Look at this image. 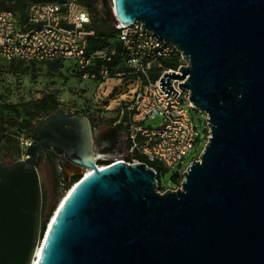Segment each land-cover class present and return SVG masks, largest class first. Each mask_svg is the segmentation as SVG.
<instances>
[{
  "label": "water",
  "instance_id": "water-1",
  "mask_svg": "<svg viewBox=\"0 0 264 264\" xmlns=\"http://www.w3.org/2000/svg\"><path fill=\"white\" fill-rule=\"evenodd\" d=\"M101 3L104 22L140 23L181 53L183 75L165 73L160 88L176 98L173 80L187 78L179 86L211 136L181 187L160 192L144 163L96 167L97 147L123 140L118 128L97 137L86 116L42 114L26 157L0 161V264H264V0ZM50 151L79 181L43 232Z\"/></svg>",
  "mask_w": 264,
  "mask_h": 264
},
{
  "label": "built area",
  "instance_id": "built-area-1",
  "mask_svg": "<svg viewBox=\"0 0 264 264\" xmlns=\"http://www.w3.org/2000/svg\"><path fill=\"white\" fill-rule=\"evenodd\" d=\"M91 26L92 15L79 0L32 4L25 19L3 10L0 57L8 62L71 63L83 77L97 80L134 76L138 89L114 123L123 133L125 146L119 157L109 160L97 150L96 167L101 170L125 162L181 168L188 155L201 148L202 140L207 143L211 136L207 115L204 132L192 118L193 111L201 112L192 104L190 92L179 86L187 78L173 80L176 98L167 96L160 88L165 73L183 75L180 68L187 63L181 53L154 33L142 30L140 23L119 26L117 35L105 49L89 53L86 41L94 35ZM157 119L159 124L155 123ZM31 143L26 142L25 148ZM56 158L59 185L68 194L78 183H73V179L78 177L67 178L69 161L64 156ZM90 172L83 168L81 177Z\"/></svg>",
  "mask_w": 264,
  "mask_h": 264
},
{
  "label": "rangeland",
  "instance_id": "rangeland-1",
  "mask_svg": "<svg viewBox=\"0 0 264 264\" xmlns=\"http://www.w3.org/2000/svg\"><path fill=\"white\" fill-rule=\"evenodd\" d=\"M16 2L17 0H11L6 1V4L16 7ZM24 3L26 7L35 4L31 0H25ZM109 3L114 6V0H109ZM97 4L102 8L101 0H97ZM0 10L10 9L0 6ZM103 17L106 18L104 15ZM137 89L138 81L130 75L97 80L83 77L73 66L18 60L8 62L0 57V129L11 135L10 140L0 135V160L12 163L26 157L25 143L32 142L33 128L41 115L34 116L30 130L26 128L24 119L31 118L36 106L47 96L55 95L59 108L72 111L76 116L90 118L93 127L101 130L114 126L121 108L133 100ZM192 118L200 131L204 132L206 115L193 111ZM152 123L151 121L150 124ZM155 123L159 124L160 121L157 119ZM205 145V140H202L200 149ZM200 149L189 154L181 168L167 169L157 164L160 179L166 184L165 191L181 187L183 174L190 163L199 158ZM39 172L45 200L44 215L49 216L51 210L54 207L56 209L61 199L66 197L60 185L55 186V180L59 179L57 158L42 162Z\"/></svg>",
  "mask_w": 264,
  "mask_h": 264
},
{
  "label": "trees",
  "instance_id": "trees-1",
  "mask_svg": "<svg viewBox=\"0 0 264 264\" xmlns=\"http://www.w3.org/2000/svg\"><path fill=\"white\" fill-rule=\"evenodd\" d=\"M6 1L10 2L11 0H0V6H5L7 9H10L8 11H13V12L17 13L19 15V17H21V19L26 18L27 10L30 7V5L26 7V5L24 3L25 0H17V2L15 4L16 7L6 4ZM31 1L34 2L35 4H40V3L63 2L65 0H31ZM79 1L88 9V11L92 15V26L90 27V29H92L94 31V35L87 38L86 50L89 53H95L98 51H102L103 49H105L109 45L110 40L113 39L117 35L118 31L113 24H108V23L104 22L99 17V9H98L97 0H79ZM16 9H18V11H16ZM1 11H3V10H0V12ZM49 65L62 66V67L63 66H69V67L73 66V68H74L73 64L64 63V62L50 63ZM58 105H59V102H58L55 95L47 96V98L41 100L39 102V104L36 106V109L33 112L32 117L29 119L28 118L24 119V121H25L24 123L26 125V128L28 130L32 129V120H33L34 116L42 115V114L46 115L49 112H55L56 110L59 109ZM25 112H27V110H25ZM18 114H19V112H18ZM29 115L30 114H28V116ZM40 118H41V116H40ZM0 135L4 136V139H6V140H10L9 137H11V135H9L7 133V131L0 129ZM55 158H56V155L53 152H48L47 157H46V161H52ZM17 160H19V159H17ZM15 161H13V162H15ZM151 166L153 168H155V170L158 172L157 179L159 182V191L165 192L166 184L162 183V181L160 179L161 174L156 169L157 164H153ZM54 174H56V173L54 172ZM78 181H79L78 178L73 179V183H77ZM58 184H59V179L55 180V186L56 187L58 186ZM53 211H55V207L51 210V213L49 214V216H45L44 210H43V232L45 231L46 224L49 221V218L52 215Z\"/></svg>",
  "mask_w": 264,
  "mask_h": 264
},
{
  "label": "flooded vegetation",
  "instance_id": "flooded-vegetation-1",
  "mask_svg": "<svg viewBox=\"0 0 264 264\" xmlns=\"http://www.w3.org/2000/svg\"><path fill=\"white\" fill-rule=\"evenodd\" d=\"M98 9H99V17L101 19H103V15L101 14V7L98 6ZM93 128H94V132L97 135V137H99L102 134V132L105 131V129L97 130L95 127H93ZM109 144H110L109 146L97 147V150L99 152H105V153H107V156L105 155L106 158H107V160H109L111 158V156H113L114 154L117 153V148L118 147H121L123 149L124 146H125L124 139L122 141H120L119 138H113L112 141H109ZM67 168H71V164L68 163L67 164ZM44 209H45V200L43 201V210Z\"/></svg>",
  "mask_w": 264,
  "mask_h": 264
},
{
  "label": "bare ground",
  "instance_id": "bare-ground-1",
  "mask_svg": "<svg viewBox=\"0 0 264 264\" xmlns=\"http://www.w3.org/2000/svg\"><path fill=\"white\" fill-rule=\"evenodd\" d=\"M65 195L67 196V194H65ZM64 199H65V198H62L59 204H61V202H62ZM38 254H39V250H38ZM34 263L37 264V258H35Z\"/></svg>",
  "mask_w": 264,
  "mask_h": 264
}]
</instances>
